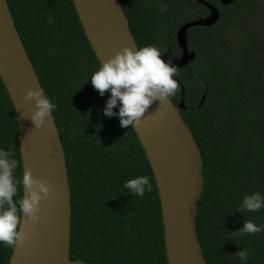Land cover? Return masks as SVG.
Returning a JSON list of instances; mask_svg holds the SVG:
<instances>
[{"label":"trees","instance_id":"obj_1","mask_svg":"<svg viewBox=\"0 0 264 264\" xmlns=\"http://www.w3.org/2000/svg\"><path fill=\"white\" fill-rule=\"evenodd\" d=\"M188 1L196 14L178 12L185 0H120L137 47L155 46L179 57L177 28L207 16L202 4ZM208 1L220 15L212 25L187 29L193 59L174 76L184 86L181 113L203 158L198 237L207 264H242L236 252L243 249L249 254L246 264H264V231H238L245 220L264 225V208L237 211L245 195L264 196V0ZM7 2L41 86L56 105L52 114L70 186V259L167 264L152 169L133 127H121L118 115H104L111 93L101 96L91 84L100 63L73 1ZM179 98L180 90L170 100L177 104ZM113 111L119 112V104ZM0 150L15 153V175L22 176L17 117L1 79ZM140 176L152 184L143 197L124 188ZM22 195L21 187L15 199ZM12 251L0 243V264H9Z\"/></svg>","mask_w":264,"mask_h":264},{"label":"water","instance_id":"obj_2","mask_svg":"<svg viewBox=\"0 0 264 264\" xmlns=\"http://www.w3.org/2000/svg\"><path fill=\"white\" fill-rule=\"evenodd\" d=\"M72 1L100 65L125 45L138 49L120 0ZM196 1L204 4L210 13L177 29L176 40L181 49L179 57L162 54L165 61L170 60L177 68L193 59L194 52L188 50L187 29L212 25L218 19V11L213 5L205 0ZM219 1L228 4L233 0ZM0 79L16 113L23 171L26 169L22 150L25 139L30 150L29 164L33 176L49 182L52 189L49 198L41 201V220L34 225L36 235L30 241L29 250L21 254V244L13 248L9 264H92L69 257L70 186L66 158L53 114L39 129L23 115L34 110L33 102L24 100L25 93L30 88L42 86L16 29L7 0H0ZM177 82L180 85L179 102H153L140 125L132 127L157 186L167 264H207L196 225L197 203L204 190L203 158L181 113L185 108V89L181 81Z\"/></svg>","mask_w":264,"mask_h":264},{"label":"clouds","instance_id":"obj_3","mask_svg":"<svg viewBox=\"0 0 264 264\" xmlns=\"http://www.w3.org/2000/svg\"><path fill=\"white\" fill-rule=\"evenodd\" d=\"M49 22H52L51 18ZM176 75L177 67L170 60L165 61L157 47L134 49L131 45H125L102 61L90 80L101 96L108 91L111 93L103 109L104 115H118L120 126L129 128L140 125L153 102L166 103L179 91L180 85L174 79ZM24 100L33 102L34 107L30 113H24V117L31 119L36 129L43 127L56 105L40 87L27 90ZM118 104L119 112L115 113L113 109ZM14 155L11 150H0V243L13 248L23 243L29 235H36L32 226L41 220V201L47 200L52 191L50 183L35 178L31 168L24 169L22 176L17 177L15 172L19 161L13 158ZM21 187L23 195L17 200L15 197ZM124 188L143 197L146 190L152 191V184L147 176H140L127 180ZM262 208L264 196L254 192L243 197L237 211L256 212ZM238 231L241 235L256 234L264 231V225L257 226L245 220ZM236 256L242 264H246L249 258L246 249L236 252Z\"/></svg>","mask_w":264,"mask_h":264},{"label":"bare ground","instance_id":"obj_4","mask_svg":"<svg viewBox=\"0 0 264 264\" xmlns=\"http://www.w3.org/2000/svg\"><path fill=\"white\" fill-rule=\"evenodd\" d=\"M22 150H23V155L25 158L26 169L30 168V164H29L30 150L28 148L27 141L25 139L23 140ZM24 219L25 221L27 220L26 217ZM33 237L34 236L29 235V237L23 243H21V252H22L21 254L29 250V244H30V241L33 240Z\"/></svg>","mask_w":264,"mask_h":264},{"label":"flooded vegetation","instance_id":"obj_5","mask_svg":"<svg viewBox=\"0 0 264 264\" xmlns=\"http://www.w3.org/2000/svg\"><path fill=\"white\" fill-rule=\"evenodd\" d=\"M195 2H197V3H199L198 1H196V0H194ZM206 2H208L209 4H211V5H213L216 9H217V11H218V17H219V15H220V9L217 7V6H215L213 3H211L210 1H208V0H205ZM199 4H202V3H199ZM182 5L186 8V11L188 12L187 14H189V15H191V14H196V10H195V8L194 7H192L190 4H189V1L188 0H185V3H182ZM203 5V7L204 8H206V11H207V15L210 13V11H209V9L204 5V4H202ZM206 16V15H205ZM204 16V17H205ZM191 21V20H190ZM188 22V21H187ZM186 23V22H185ZM184 24V23H183ZM182 25V24H181ZM180 25V26H181ZM179 26V27H180ZM178 27V28H179ZM177 28V29H178ZM190 28V27H189ZM176 32H177V30H176ZM176 32H175V39H176ZM187 32V31H186ZM176 42H177V40H176ZM178 45V44H177ZM180 48V47H179ZM163 53H168L169 55H170V57L171 58H176V57H174V56H172L169 52H167V51H165V52H163Z\"/></svg>","mask_w":264,"mask_h":264},{"label":"rangeland","instance_id":"obj_6","mask_svg":"<svg viewBox=\"0 0 264 264\" xmlns=\"http://www.w3.org/2000/svg\"><path fill=\"white\" fill-rule=\"evenodd\" d=\"M178 12H180V13H184V14H187L188 12L186 11V8L182 5V3H181V7L178 9ZM255 12V9L253 8V10H252V14ZM188 15V14H187ZM257 26L258 27H262V24L261 23H258L257 24ZM235 35H236V33H235Z\"/></svg>","mask_w":264,"mask_h":264}]
</instances>
